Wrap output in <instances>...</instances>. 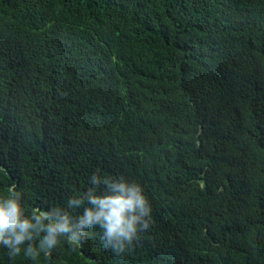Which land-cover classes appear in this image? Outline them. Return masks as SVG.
Returning <instances> with one entry per match:
<instances>
[{"label":"trees","instance_id":"obj_1","mask_svg":"<svg viewBox=\"0 0 264 264\" xmlns=\"http://www.w3.org/2000/svg\"><path fill=\"white\" fill-rule=\"evenodd\" d=\"M97 170L151 201L131 250L0 264H264V0H0V196L64 209Z\"/></svg>","mask_w":264,"mask_h":264},{"label":"clouds","instance_id":"obj_2","mask_svg":"<svg viewBox=\"0 0 264 264\" xmlns=\"http://www.w3.org/2000/svg\"><path fill=\"white\" fill-rule=\"evenodd\" d=\"M22 200L15 185L7 196H0V246L8 249L10 258L22 252L31 260L42 252L50 255L61 237L79 245L93 227L101 229L104 247L120 255L131 250L152 224V204L143 187L123 176L101 175L99 170L91 175L87 191L70 198L67 208L34 209L29 215ZM81 207L83 213L74 218L69 210Z\"/></svg>","mask_w":264,"mask_h":264}]
</instances>
